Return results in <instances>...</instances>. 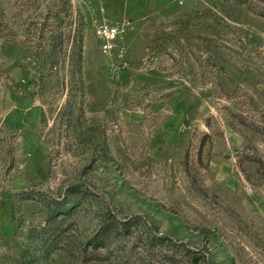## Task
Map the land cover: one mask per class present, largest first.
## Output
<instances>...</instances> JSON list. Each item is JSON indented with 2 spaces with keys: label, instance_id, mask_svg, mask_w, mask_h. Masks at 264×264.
Here are the masks:
<instances>
[{
  "label": "rangeland",
  "instance_id": "1",
  "mask_svg": "<svg viewBox=\"0 0 264 264\" xmlns=\"http://www.w3.org/2000/svg\"><path fill=\"white\" fill-rule=\"evenodd\" d=\"M138 1L0 0V264H264V0Z\"/></svg>",
  "mask_w": 264,
  "mask_h": 264
},
{
  "label": "built area",
  "instance_id": "2",
  "mask_svg": "<svg viewBox=\"0 0 264 264\" xmlns=\"http://www.w3.org/2000/svg\"><path fill=\"white\" fill-rule=\"evenodd\" d=\"M99 32L103 39V47L106 50L114 49L121 41V31L116 25L104 23L101 25Z\"/></svg>",
  "mask_w": 264,
  "mask_h": 264
},
{
  "label": "crops",
  "instance_id": "3",
  "mask_svg": "<svg viewBox=\"0 0 264 264\" xmlns=\"http://www.w3.org/2000/svg\"><path fill=\"white\" fill-rule=\"evenodd\" d=\"M145 2V3H144ZM159 1L157 0L156 2L154 1V0H152V3H158ZM138 3H139V7L140 8H143V9H148V8H151V7H153V5L151 4V5H149V0H140V1H138ZM123 7L124 8H128V4H126V5H123Z\"/></svg>",
  "mask_w": 264,
  "mask_h": 264
},
{
  "label": "trees",
  "instance_id": "4",
  "mask_svg": "<svg viewBox=\"0 0 264 264\" xmlns=\"http://www.w3.org/2000/svg\"><path fill=\"white\" fill-rule=\"evenodd\" d=\"M106 237H107V232H105L104 235L96 236V237H95V243H96V246H97V244H99V243L103 244V243H104V240H105Z\"/></svg>",
  "mask_w": 264,
  "mask_h": 264
}]
</instances>
